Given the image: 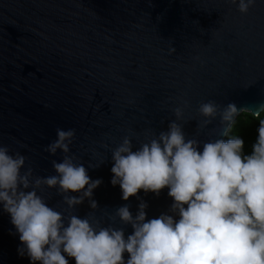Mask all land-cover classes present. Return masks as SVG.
Returning <instances> with one entry per match:
<instances>
[{
    "label": "water",
    "instance_id": "95a60500",
    "mask_svg": "<svg viewBox=\"0 0 264 264\" xmlns=\"http://www.w3.org/2000/svg\"><path fill=\"white\" fill-rule=\"evenodd\" d=\"M238 5L239 0H0V146L27 158L22 174L31 168L33 179L53 176L52 162L65 154L58 150L53 156L46 148L57 128L74 129L68 155L93 181H102L93 193L95 209L88 198L73 209L57 189H36L64 215L65 225L74 214L97 230L123 229L127 238L134 230L116 211L128 205L135 217L142 202L148 220L161 214L178 219L168 188L122 199L120 186L111 183L112 152L125 137L137 150L173 121L202 151L205 142L225 140L227 127L219 114L205 124L202 103L215 101L221 111L234 103L239 115L260 110L264 0H254L247 13ZM23 248L0 205V264H32Z\"/></svg>",
    "mask_w": 264,
    "mask_h": 264
},
{
    "label": "clouds",
    "instance_id": "9594fccd",
    "mask_svg": "<svg viewBox=\"0 0 264 264\" xmlns=\"http://www.w3.org/2000/svg\"><path fill=\"white\" fill-rule=\"evenodd\" d=\"M235 3V0H233ZM254 0H239L238 10L247 13ZM254 115L264 113V104ZM242 111L229 103L221 111L215 101L202 103L199 112L210 124L219 114L227 127V140L205 142L202 151L196 140H186L181 124L173 121L167 131L133 151L128 137L112 152L113 186L119 185L122 199L168 188L173 198L171 212L146 219V203H140L135 217L128 205L116 215L130 224L123 229L100 227L88 218L68 217L49 207L36 189L46 185L64 194V202L75 208L92 199L101 180L93 181L83 164H76L70 152L75 130L56 129L57 138L46 148L62 161H53L57 175L36 177L26 157L9 154L0 146V205L10 214L32 264H264V118L259 119L258 138L250 155L243 154L244 140L230 136ZM177 117L180 109H176ZM32 189V190H28ZM68 193H82L80 196ZM128 254L125 261L124 254ZM66 254V255H65Z\"/></svg>",
    "mask_w": 264,
    "mask_h": 264
},
{
    "label": "trees",
    "instance_id": "16d2710c",
    "mask_svg": "<svg viewBox=\"0 0 264 264\" xmlns=\"http://www.w3.org/2000/svg\"><path fill=\"white\" fill-rule=\"evenodd\" d=\"M264 118V113L260 117L244 112L240 114L229 132L230 136H239L244 140L243 154L250 155L253 151V145L258 138L259 119ZM225 137V140L229 139Z\"/></svg>",
    "mask_w": 264,
    "mask_h": 264
}]
</instances>
